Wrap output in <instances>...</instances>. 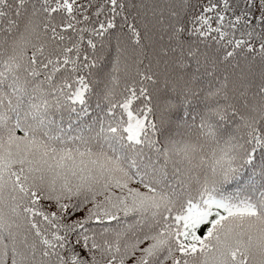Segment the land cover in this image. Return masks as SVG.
<instances>
[{
    "label": "snow or ice",
    "instance_id": "obj_1",
    "mask_svg": "<svg viewBox=\"0 0 264 264\" xmlns=\"http://www.w3.org/2000/svg\"><path fill=\"white\" fill-rule=\"evenodd\" d=\"M0 264H264V0H0Z\"/></svg>",
    "mask_w": 264,
    "mask_h": 264
}]
</instances>
